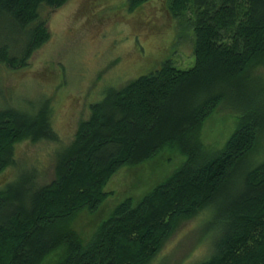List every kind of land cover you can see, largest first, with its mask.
Here are the masks:
<instances>
[{"label": "trees", "instance_id": "trees-1", "mask_svg": "<svg viewBox=\"0 0 264 264\" xmlns=\"http://www.w3.org/2000/svg\"><path fill=\"white\" fill-rule=\"evenodd\" d=\"M69 1L0 0V68H28L50 39L43 12ZM151 1L128 4L134 11ZM167 2L175 20L186 18L195 65L156 62L109 83L69 144L48 97L24 110L0 91V264H167L162 250L194 219L208 247L194 264H264V156L251 163L264 142V0ZM224 104L236 107V128L211 152L203 131ZM44 141L60 143L52 181L38 166L8 179L21 145ZM165 150L181 157L177 169L138 200L137 186L135 197L106 206L114 176ZM83 214L94 217L87 239L75 227Z\"/></svg>", "mask_w": 264, "mask_h": 264}, {"label": "rangeland", "instance_id": "rangeland-1", "mask_svg": "<svg viewBox=\"0 0 264 264\" xmlns=\"http://www.w3.org/2000/svg\"><path fill=\"white\" fill-rule=\"evenodd\" d=\"M128 1L70 0L60 9H46L43 16L50 39L32 56L28 68L16 72L0 68L2 97L24 110L29 109V103L39 104L42 97H48L55 107H60L54 129L66 145L73 140L78 123L88 118L90 101L98 99L109 83L132 81L150 71L153 63L167 60L179 69L192 68V36L190 33L189 38L185 37L183 32L188 34L183 26L186 18L175 20L167 0H152L134 11ZM235 109L232 104H224L206 123L204 141L211 152L221 148L235 130ZM59 144H22L16 167L5 172L7 178L12 179L20 167L38 166L40 179L52 181L53 154ZM263 156L264 142L251 163ZM180 163L176 152L165 150L143 167L121 170L112 178L113 187H107L115 194L106 206L135 197L132 191L137 186V190L142 189L138 200ZM109 211L103 216H108ZM92 218L83 214L75 225L83 238L87 239L94 230ZM198 220L180 225L160 254L164 263L194 264L207 257L208 247L201 241ZM207 242L210 245L211 241Z\"/></svg>", "mask_w": 264, "mask_h": 264}]
</instances>
